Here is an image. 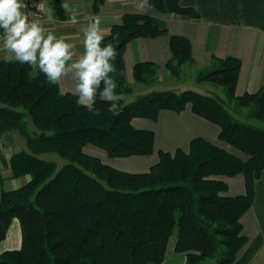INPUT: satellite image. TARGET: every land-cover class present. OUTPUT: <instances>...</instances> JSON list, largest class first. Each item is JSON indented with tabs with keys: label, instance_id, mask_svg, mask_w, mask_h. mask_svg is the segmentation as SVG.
I'll list each match as a JSON object with an SVG mask.
<instances>
[{
	"label": "trees",
	"instance_id": "obj_1",
	"mask_svg": "<svg viewBox=\"0 0 264 264\" xmlns=\"http://www.w3.org/2000/svg\"><path fill=\"white\" fill-rule=\"evenodd\" d=\"M106 0H92L94 14ZM181 0H149L160 14L198 18ZM60 0L48 9L60 17ZM2 30H0L1 32ZM167 35L147 14H125L112 26L101 47L112 44L117 56V93L131 95L125 78L123 52L138 38ZM170 59L165 65L179 81L181 68L193 64L190 41L168 38ZM198 82L221 88L217 94L193 90L151 91L132 102H118L114 114L97 95L93 116L77 104L73 92L62 93L27 64L0 61V138L16 132L26 150L6 158L0 150V243L14 220L20 247L0 254V264H162L170 242L183 254L184 264H233L247 243L242 216L254 198V181L264 174V88L235 95L241 62L211 58ZM158 66L133 67L134 84L150 87ZM190 112L218 128L217 143L193 138L186 150L154 149V132L137 129L134 119L155 122L161 112ZM245 111V112H244ZM88 145L111 159L157 154L147 172L129 173L88 154ZM54 154L66 161L58 167L41 158ZM9 179L28 177L13 190ZM241 177L244 193L231 196L228 180Z\"/></svg>",
	"mask_w": 264,
	"mask_h": 264
},
{
	"label": "crops",
	"instance_id": "obj_2",
	"mask_svg": "<svg viewBox=\"0 0 264 264\" xmlns=\"http://www.w3.org/2000/svg\"><path fill=\"white\" fill-rule=\"evenodd\" d=\"M32 1L42 2V0ZM50 1L47 0V4L45 3L48 15L45 20L40 22L41 25L57 37L63 38L65 42L76 44L77 54L84 51L82 43L84 29L94 17H99L101 25L108 29L103 33L104 37L108 36L112 26L121 22V18L125 14H147L155 25L167 31V35L155 38H138L126 45L123 62L128 84L134 83L133 67L142 62H151L158 66L155 83L170 80L168 71L164 67L170 59L168 36L177 35L190 41L194 65L198 67L206 63L208 65L212 57L222 59L233 56L240 60L241 67L235 87L236 96L254 93L258 89L264 88V0H181V7L192 9L198 14L196 19L160 14L153 10L140 13L136 9L134 0H106L97 14L93 13L92 0H60L62 13L60 17L52 9H48ZM64 3L69 5L70 10H65L62 7ZM72 11L77 14L78 23L76 24H72L69 19ZM4 55L5 50L0 44V61L4 60ZM58 86L62 93H75V81L71 78L62 79ZM134 121L139 125L132 124L135 128L154 132L155 151L173 153L176 149L186 150L189 142L195 137L217 143L218 128L194 116L189 108L179 114L169 111L161 112L155 122L144 119H134ZM129 159L132 161L128 164L139 169L134 173L147 172L157 162L156 154L150 157H131ZM129 159L123 160L127 162ZM108 165L121 170L114 164ZM121 171L125 172L126 170ZM6 173V176L8 175L6 178L9 179L10 172L6 171ZM28 179V177H24V181L19 187L23 186ZM17 180H23V178ZM228 185V193L231 196L244 193V183L241 177L229 179ZM253 189L254 198L251 207L241 218L242 233L246 237L247 243L233 264H264V174L254 181ZM11 228H14V231L17 229L19 234L18 239H15L14 242L9 236ZM9 230L5 240L0 243V254L4 251L17 250L20 247L18 222L13 221ZM184 262V255L175 253L172 245L168 248L162 264H184Z\"/></svg>",
	"mask_w": 264,
	"mask_h": 264
},
{
	"label": "clouds",
	"instance_id": "obj_3",
	"mask_svg": "<svg viewBox=\"0 0 264 264\" xmlns=\"http://www.w3.org/2000/svg\"><path fill=\"white\" fill-rule=\"evenodd\" d=\"M138 12L145 13L152 5L149 0H134ZM27 5L23 0H0V44L3 45L6 62L27 64L42 73L50 85H57L64 78L75 81L77 104L85 107L93 116L101 113L95 109L96 97L109 103L108 111L116 113L122 95L117 93L113 63L117 52L112 44L101 47L108 31L94 17L84 29L82 41L84 51L77 54V45L67 43L53 32L46 30L40 22L30 21L22 11ZM70 10L67 3L62 4ZM76 12L69 17L72 24L78 23ZM75 57V59H74ZM71 62V63H70Z\"/></svg>",
	"mask_w": 264,
	"mask_h": 264
},
{
	"label": "rangeland",
	"instance_id": "obj_4",
	"mask_svg": "<svg viewBox=\"0 0 264 264\" xmlns=\"http://www.w3.org/2000/svg\"><path fill=\"white\" fill-rule=\"evenodd\" d=\"M42 2L46 6L47 0H42ZM150 10H152V9H150ZM47 15L48 14H47V9H46V12H45V14H43V16L38 15V16L35 17L36 19H33V21L42 22L43 20H45ZM172 15H174V14H172ZM182 17H187V16L183 15ZM2 34L3 33L1 31L0 35H2ZM169 36H171V35H169ZM169 36H168V38H169ZM158 37H160V36H158ZM168 50H169V47H168ZM211 63L212 62H211V59H210V61L208 62V65L210 66ZM194 64H195V61H194L193 64H185V65L182 66V68H181V78L179 79L178 84H177V80L174 79L173 77H171L169 73H168V77H169L170 80H167V81H164V82H161V83H155V84L151 85L150 87H146V86L144 87V86L137 85V84H134V83L133 84H129V85L132 86L133 92H132L131 95H126V96L122 97L123 103L124 104H128V103L132 102L137 96L143 95V94H147V93H149L151 91L174 90L178 86H181L180 90H193V91L198 92L200 94H209V95L217 94V95H220L221 97H223L222 90L218 86L212 84L211 82L204 81V82L200 83V82L197 81L198 73H200V72H202V71H204V70L209 68L207 63L205 65H203V66H200L201 68L198 67L197 65H194ZM197 68H199V69H197ZM134 122L135 121L133 120L132 124H135L136 126H139L137 124V122L136 123H134ZM8 135L10 137H8L6 135V136L0 138V147L3 148V154H4V156L6 158H9L13 153H17L19 151L26 150L25 142L19 136L18 133L13 131V132L9 133ZM217 136H218V131H217ZM84 151L86 153H88V154L93 155V156H97V157L102 158L103 159L102 161L105 164H114L118 168H120L121 170H126L125 172L134 173V172H137L139 170L137 168H134V166L132 167L130 164H128L130 161H132V159L126 158V159H129V160H127V162H124L126 160H123V159H111V158H109L106 155V153L104 151H102L101 149H99L97 147L91 146V145H88L87 147H84ZM156 156H157V154H156ZM144 157H150V156H144ZM41 158L44 159V160H47V161L54 162L58 167H61V166H63L66 163L65 160L59 158L58 156H56L54 154H45V155H42ZM157 161H158V156H157ZM125 163H127V164H125ZM6 171H9V170L7 168H3L2 169L3 175L5 177L8 176V175L6 176V174H7ZM23 181H24V178H23V180H14V179L6 178V181H5V184H4L3 188L5 190L16 189V188H18L20 186V184L23 183ZM14 221L16 222V220H14ZM16 231H17V229H16ZM16 231H14V228H11L9 230V236L11 237L13 242H14L15 239H18V236H19L18 231L17 232ZM171 246H172V241L170 242V246L169 247H171Z\"/></svg>",
	"mask_w": 264,
	"mask_h": 264
},
{
	"label": "built area",
	"instance_id": "obj_5",
	"mask_svg": "<svg viewBox=\"0 0 264 264\" xmlns=\"http://www.w3.org/2000/svg\"><path fill=\"white\" fill-rule=\"evenodd\" d=\"M23 2L27 5V7L25 9H22V11L28 14L30 21L36 19L35 17L38 15L43 16V14H45L46 12L47 7L40 1L35 2L32 0H23ZM0 150L3 152L2 147H0Z\"/></svg>",
	"mask_w": 264,
	"mask_h": 264
}]
</instances>
